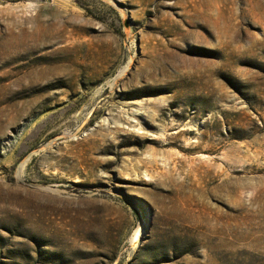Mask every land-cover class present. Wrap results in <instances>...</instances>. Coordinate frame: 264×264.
<instances>
[{
	"label": "rangeland",
	"instance_id": "rangeland-1",
	"mask_svg": "<svg viewBox=\"0 0 264 264\" xmlns=\"http://www.w3.org/2000/svg\"><path fill=\"white\" fill-rule=\"evenodd\" d=\"M0 264H264V0H0Z\"/></svg>",
	"mask_w": 264,
	"mask_h": 264
},
{
	"label": "bare ground",
	"instance_id": "bare-ground-1",
	"mask_svg": "<svg viewBox=\"0 0 264 264\" xmlns=\"http://www.w3.org/2000/svg\"><path fill=\"white\" fill-rule=\"evenodd\" d=\"M125 70H127V69H125ZM42 190H44V189L42 188ZM142 215H143V217H142L141 223H140V225H139V227L135 233V236H134V243H135L134 247L135 248H140V246L142 245V234L143 235L146 234L145 224L148 223V216H147L146 212H144ZM137 243H139V244H137Z\"/></svg>",
	"mask_w": 264,
	"mask_h": 264
}]
</instances>
